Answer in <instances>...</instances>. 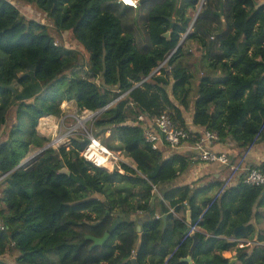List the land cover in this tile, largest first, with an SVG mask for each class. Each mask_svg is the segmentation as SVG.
<instances>
[{
    "label": "trees",
    "instance_id": "16d2710c",
    "mask_svg": "<svg viewBox=\"0 0 264 264\" xmlns=\"http://www.w3.org/2000/svg\"><path fill=\"white\" fill-rule=\"evenodd\" d=\"M16 1L52 24L0 0V216L8 226L0 231V264H132L134 257L139 264H190L188 256L193 264H229L223 253L233 249L234 264H264V228L253 222L264 219V185L242 177L233 186L197 180L159 196L155 189L196 161L177 150L166 155V142L153 149L139 121L167 112L192 135L189 145L205 131L240 152L264 142V0H204L192 28L190 13L202 0H137V7L119 0ZM63 32L86 60L63 42ZM189 43L202 53L193 62L200 70L194 100ZM64 102L79 111L103 109L93 136L123 150L135 167L121 163L124 173L110 172L87 161L81 152L89 138L49 147L21 165L51 141L37 127L44 117H60ZM192 103L197 130L185 118ZM110 137L121 144L108 143ZM257 168L264 171V163ZM120 215L149 217L119 223L92 247L86 236L102 237Z\"/></svg>",
    "mask_w": 264,
    "mask_h": 264
},
{
    "label": "built area",
    "instance_id": "2783aa9c",
    "mask_svg": "<svg viewBox=\"0 0 264 264\" xmlns=\"http://www.w3.org/2000/svg\"><path fill=\"white\" fill-rule=\"evenodd\" d=\"M134 1V4H127L126 2H123V0H119V2L125 5L137 7V0ZM139 121L143 122L144 136L146 138V141L152 145L153 149H158L161 142H166L172 149H178L180 146L185 144V141L192 137V135L184 128L176 125L172 117L167 112L161 113L160 115L149 120L144 114H141L139 116ZM89 139V145L85 148L84 151L81 152L82 157H84L87 161L93 163L97 167H102L109 171L118 169L121 173H124L121 164H119V158L115 156L108 147L100 146L97 142L98 139L94 136H91ZM217 140L218 135L216 132L205 131L201 137L197 138L195 144L190 146L195 151L196 158L200 161L206 163L217 162L223 165H228L233 173H237L242 169L243 171H246V173L242 174L241 176L246 184L252 186L264 185V171L257 167L246 169L242 166V160L240 161L241 163L239 162L237 164H230L228 155L226 153L217 152L211 148L212 144ZM99 142L101 143V141ZM100 155H103L107 159H103V157H101ZM108 159L113 160L111 168L105 166V162ZM156 190L157 189H155V191ZM7 229L8 226L4 218L0 216V231H6ZM193 230H197V227H193Z\"/></svg>",
    "mask_w": 264,
    "mask_h": 264
},
{
    "label": "rangeland",
    "instance_id": "374dc122",
    "mask_svg": "<svg viewBox=\"0 0 264 264\" xmlns=\"http://www.w3.org/2000/svg\"><path fill=\"white\" fill-rule=\"evenodd\" d=\"M12 1L15 2V4L20 8L22 14H24V16H26L27 18L38 20V21L44 22L48 25L52 24V21L47 17V15L45 13H41V12L37 11L36 9H34L28 5H25L23 3H20L16 0H12ZM131 1H134V0H131ZM202 2H204V0H202ZM199 6L196 10H194L190 13L193 20L195 19V17L197 16V14L199 12V8H200ZM53 35H56V33H53ZM62 37H63V42L67 46L73 47V48H78L82 53V58L84 57L85 60L87 59V55L84 52L83 48H81L80 45L76 44V42L71 41L68 38L66 32L62 33ZM183 38H184V36L182 37V39ZM57 42L60 43V41H57ZM186 49L187 50L190 49V52L188 53L190 55L189 64H191V72L193 73V77H192V81H191V85H192L191 97L194 100V96L198 92L197 82H198V79L200 77L199 76L200 70L196 69L193 62L196 61V59H198V57H200L201 49L199 46H197L196 43H189L188 46H186ZM161 65H163V63ZM62 109H63V114L60 117H57V116H55L56 118L54 116L44 117V119L43 118L40 119L39 125L37 127L38 132L42 136H46V137L50 138V140H51L50 142H53L54 148H58L62 145H69L70 140L72 138L83 139V138H90L91 136H93L92 129H93L94 122L96 120L95 117L98 116V114L94 115L95 114L94 112L88 111V110L79 111L78 108L76 107L75 103H73V102H64L62 105ZM51 117L53 119H51ZM8 119L9 120L12 119L11 113L9 114ZM105 136L106 137L110 136V133L109 132L106 133ZM97 139L99 141H101V143H102L103 136L101 135ZM107 142L108 143H114V144H121V142L116 137L115 138L110 137L107 140ZM49 143H47V144H49ZM39 150H40V148L32 149V151L28 154V156L22 161V162H24L23 164H26V165L32 164L34 162V160L38 157V155H36V154ZM111 151L115 156H117L119 158V164L126 163L130 166L135 167L132 159L129 158L123 150H121V151L111 150ZM33 156H35V157H33ZM205 164H211V163H205ZM262 225L264 226V223ZM233 252H235V249L227 251L226 254L227 255L229 254V256H231V255H233ZM11 256L8 259L10 260V262H14L16 256H14L13 254H11Z\"/></svg>",
    "mask_w": 264,
    "mask_h": 264
},
{
    "label": "crops",
    "instance_id": "0c3cea01",
    "mask_svg": "<svg viewBox=\"0 0 264 264\" xmlns=\"http://www.w3.org/2000/svg\"><path fill=\"white\" fill-rule=\"evenodd\" d=\"M201 55L202 53L200 54V56ZM193 113L194 111H193V103H192L191 111L185 114V118L190 128H192L193 130H197V127L193 124ZM200 130L202 132L203 129L201 128ZM165 148H166L165 149L166 155H169L171 152H173V150L174 151L177 150L179 152H183L187 154H192L193 157L192 159H194L196 163L195 165L191 166L189 170L182 173L175 182H167L161 185L159 188H157L155 193L158 194L159 196H162L163 192H165L168 188L176 184H190L197 180H200V185L207 184L209 182H212L214 179H216V180H220L221 182L227 183L228 186H233L238 183L242 174L246 173V171H243L242 169L237 173H233L229 166L217 162L211 164H205L206 162H202L196 158L195 156L196 153L189 144H183L178 149H172V148L169 149L168 146H165ZM211 148L217 152H225L228 155L230 164H237L242 160L241 161L242 166L245 167L246 169L261 166L264 163V142H260L259 144L257 143L255 146L250 147L249 149L244 150L242 152H240L241 149L238 148L236 144L232 141L221 142V143L215 142L212 144ZM218 189L219 188L213 189L208 193L207 196L215 195L218 192ZM176 216L179 217L180 214L176 213ZM253 222L255 223L257 229L264 228V226L262 225L264 223V219L260 220L259 223H257L256 220H253ZM164 224H166V221ZM193 232L194 231H192L191 234ZM222 238H226V237H222ZM228 239L233 240L232 237ZM242 242L245 243L246 241H242ZM226 252L223 253L224 257L229 259L236 258V251L233 252V255L231 256H229V254L227 255ZM193 263L194 262L192 260L190 264Z\"/></svg>",
    "mask_w": 264,
    "mask_h": 264
},
{
    "label": "water",
    "instance_id": "95a60500",
    "mask_svg": "<svg viewBox=\"0 0 264 264\" xmlns=\"http://www.w3.org/2000/svg\"><path fill=\"white\" fill-rule=\"evenodd\" d=\"M144 1H146V0H141V2H144ZM202 6H203V2H201V6H200V8H199V11L201 10ZM198 13H199V12H198ZM196 18H197V16H196L195 19L193 20V23H192V25H191L190 28H192V26L194 25V23H195V21H196ZM165 35H169V33H166ZM101 111H103V109L96 111L95 114L97 115V114H99V112H101ZM162 137H163V136H162ZM52 146H53V142H50L49 144H46L44 147H42V148L37 152L36 155L39 156V155H40L41 153H43L46 149H48L49 147H52ZM33 157H35V156H33ZM23 163H24V162H22L21 165H22ZM61 166H63V168L61 169V172H62V173H66V174H68V175L71 174V172L68 171L67 168L64 167V164H63V163H61ZM137 217H138V218L140 219V221H141V220H145V219H147L149 216H148V215H139V216L132 215V216H125V217H124L123 215H120L119 218H117L116 220H114V222L112 223V225H111L109 231L106 232L102 237H95V236H92V235H87L86 238H87V239H90V240L93 241V246H92V247L103 245V244L109 239L111 232H113V231L117 228V226L119 225V223H121V222H123V221H129V220H131V219L134 220V219H136ZM187 219H188V221L190 220V213H189V212L187 213ZM163 220H164V223H165V221H166V215L163 216ZM141 229H142L141 225H138V226H137V230L140 232ZM189 232H190V230H187L186 233H189ZM196 243H197V237L194 236V245H193V246H195ZM184 260L187 261V262H192V259H191V257H189V256H188L187 258H185ZM236 261H237L236 258H232V259H230L229 264H234ZM132 264H139V263L137 262V259H136L135 257L132 258Z\"/></svg>",
    "mask_w": 264,
    "mask_h": 264
},
{
    "label": "bare ground",
    "instance_id": "6f19581e",
    "mask_svg": "<svg viewBox=\"0 0 264 264\" xmlns=\"http://www.w3.org/2000/svg\"><path fill=\"white\" fill-rule=\"evenodd\" d=\"M128 4H134L135 2H131V1H128L127 2ZM88 112V111H87ZM55 117V116H54ZM56 118V117H55ZM44 119V118H43ZM51 119H53L52 117H51ZM43 122V121H42ZM47 122V121H46ZM52 123V122H51ZM50 123V124H51ZM41 124V123H40ZM53 125V124H52ZM50 126V125H49ZM57 126V125H56ZM56 130V129H55ZM57 131V130H56ZM55 132V131H54ZM97 142H98V144L100 145V146H103V147H105V145L104 144H101L98 140H97ZM100 154V153H99ZM101 157H103V159H107L106 157H104L103 155H100ZM112 163H113V160L112 159H108L106 162H105V166L106 167H108V168H111L112 167Z\"/></svg>",
    "mask_w": 264,
    "mask_h": 264
}]
</instances>
